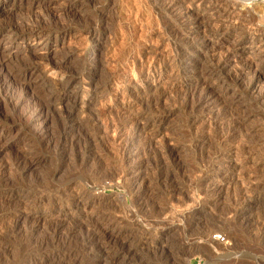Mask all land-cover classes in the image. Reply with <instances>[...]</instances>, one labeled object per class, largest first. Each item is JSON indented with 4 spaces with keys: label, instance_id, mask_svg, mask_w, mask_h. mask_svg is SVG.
Returning <instances> with one entry per match:
<instances>
[{
    "label": "rangeland",
    "instance_id": "rangeland-1",
    "mask_svg": "<svg viewBox=\"0 0 264 264\" xmlns=\"http://www.w3.org/2000/svg\"><path fill=\"white\" fill-rule=\"evenodd\" d=\"M82 1L0 4V264H264V0H91L87 9ZM177 11L181 16L172 18ZM48 16L67 25L71 39L51 32L48 42L21 40L38 17ZM86 25L96 27L99 42L86 41ZM185 32L218 39L235 56L242 78L258 72L254 87L246 79L224 95L231 117L241 120L230 147L204 132L207 112L179 104L209 71L207 52L185 53L182 74L171 80L152 77L147 68L136 80L123 75L127 54L148 57L159 48L157 38ZM253 41L262 47L261 58L246 65L240 58ZM62 58L100 89L91 99L84 96L82 107L54 105L60 96L73 100L89 91L85 84L64 90L45 77L50 59ZM116 72L120 77L108 79ZM158 86L168 112L163 127L140 139L139 156L126 165L132 173L121 178L118 156L96 127L152 117L155 100L145 98ZM124 91L134 97L123 102ZM63 135L68 142L61 152L54 144ZM163 138L173 152L159 145Z\"/></svg>",
    "mask_w": 264,
    "mask_h": 264
},
{
    "label": "bare ground",
    "instance_id": "bare-ground-1",
    "mask_svg": "<svg viewBox=\"0 0 264 264\" xmlns=\"http://www.w3.org/2000/svg\"><path fill=\"white\" fill-rule=\"evenodd\" d=\"M90 1L91 0H85V1H82L80 4L79 3L78 4L81 5L83 8L87 9L91 5ZM153 1L156 2V4H157V2L161 1V0H153ZM195 2H196V0H195ZM203 2H204V0H203ZM6 3H7V0H0V4H4L5 5ZM179 14H181V13L178 12V11L174 15L169 13V15H173V16H171L172 18L173 17L174 18L177 17ZM186 14H184V15H186ZM189 15H191V14H189ZM179 16H181V15H179ZM37 19L38 20H36V22H34L35 25H32V27L29 29L30 32L25 34V35L22 34L21 40L25 41V43H28V42H31V43H42V41L48 42L47 37L50 36L51 32H55V33H57V35L62 36V39L65 40V41H66L65 38H69L70 37V30H69V28L66 27L67 25L66 26L55 25V23L52 22V20L54 19L52 16H48L45 21H42L43 19L41 17L40 18L38 17ZM180 19H181V17H180ZM195 19L197 20V18H195ZM181 20H183V19H181ZM43 22H46V23H43ZM191 22H193V21L191 20ZM181 25H182V27L186 26L185 24H181ZM190 25L192 27L194 25V23H192ZM190 25H188V27ZM86 26H88V25H86ZM94 27H89L87 29L88 32L85 31V32L88 33L87 34L88 36H86L87 37L86 38L87 42L88 41H94V42L97 43V42H99L101 40L100 35L95 34L94 31L91 30ZM192 29H196L198 31L200 28L194 26ZM224 30H225L226 33H224L223 35L226 34V36H227L229 30L227 31V28H225ZM185 33H187V34L186 35L184 34V36H182V35L180 36V34H181L180 33L178 36H176V35L175 36L168 35L167 37H163V38L159 37L160 40H159V38H157V40H156L157 43L156 44L158 45L160 43V45H158L156 47H159V48H157V49L155 48L156 50L151 51L150 54H148L149 55L148 57H147V55H146V53L144 51H139V52H134V53L132 52L130 54H127L128 56H126V57H127L128 61L130 62V64L128 65V67L123 69V70H125V72L123 71V73H124L123 75H127L126 71H128L130 73V75L134 76V78L136 80L139 77L140 73L145 68H147L148 70L151 71L152 77H159L160 79H164V78H168L169 79L170 78L169 80H171L172 78L174 79V77L179 76V75L182 74V68H181L182 67V57H183V55L185 53H191L192 55H194L196 53L195 49H198L200 51L203 50L204 52H207L206 56H208V60H209V63H208L209 71H207L208 73L204 72L203 74H200V75H202L201 76L202 78H199L197 81L195 80L196 82L194 81L195 83L192 84L191 88L188 87L189 90H186L187 93L186 94L184 93L185 94L184 96L181 95L182 99H181V101H179V104L182 105V107H184L185 109H189V111H191V113H195L197 111L200 112V110H204L205 112H207L208 117H206L207 114L205 113L206 120L208 119L207 123H206L205 119L203 118L204 122L206 123V124H204L205 125L204 132L206 134H208L209 137L212 140H216L218 143H220L219 147L220 146L230 147L228 145H231V142H232V140H233V138L235 136V133L237 132V130H238L239 126H240L239 122L241 120L239 122H237L238 120L236 121V119L234 120L231 117L232 113L230 114L229 111L227 110L230 107L228 108L227 106L224 105L226 102L223 103V101L226 100V98H225L226 96L224 97V95L228 92L229 88H231V87H233L234 90L237 89V88H242V86L246 85V83L244 84V81L246 79H248V78L246 76L243 77V78L240 76V74L238 73V69L236 67L237 66L236 63H233V62H235L234 61L235 56H233V54H231L229 52V49L222 50L223 47L221 48L219 46V40L218 39L213 38L212 36H207L205 33H204V35H201V38H198L199 35H196V36L193 35L194 38L192 39V37H193L192 34H190L188 32H185ZM69 39H71V38H69ZM12 41L13 40H10V41H8V43H11ZM182 43L184 44L183 47H181ZM259 44L257 42H255V41H253L248 48L245 47L246 49L242 52L240 60L241 59L244 60L246 65H253L255 63V61H257L258 59L261 58V49H262V47ZM162 45H164L167 48L166 49V50H168L167 52L164 53L161 50V47H163ZM76 47L74 46V49L71 48L72 50H74L75 53H76V49H78ZM72 53H73V51H72ZM199 53H201V52H199ZM148 60L150 62H148ZM169 61L172 62V64H168ZM240 62H242V61H240ZM67 63H68V59L67 58H62L61 60H56V61L53 60V59L52 60L50 59V61L45 65V69H44V71L46 72L45 73L46 74L45 77H47L49 79V81H51V82L55 81L56 84L59 85L62 89H64L65 86H70V85H73V84L74 85L85 84L87 87H89V91L85 95L75 96V99H73V100L69 99V97L62 98L60 96V98H56V100H53L54 101V105L60 104L61 105L60 108L62 109V106L65 103H69L70 102L72 108L78 106V104H80L79 107H82V105L85 103V100H86V99H84V96L85 97L88 96V98L91 99L95 95H97L96 92L98 90H100V89H98L97 82H96V80L94 78L88 77V76H82L81 74H79L80 72L78 73L76 71L69 70L67 68V65H66ZM117 72L113 73V74L111 73L112 75H108V79L112 80V79L118 77L119 76L118 73H121L122 71L118 72V73ZM256 72H257L256 70H254V71L252 70V72H251L252 77H250L251 78L250 80L248 79L249 80L248 84H250L251 87H254L255 84L259 83V81L256 80L257 79ZM14 77H13V81L15 82V78L16 77L15 78ZM44 79L45 78H43L42 80L44 81ZM16 81H17V79H16ZM20 81H21V79H20ZM19 82H15V83H19ZM137 83L140 84V85H145V81H143L141 79H139L137 81ZM158 87H159V89L157 87H156V89L154 88V90L152 91L153 93L151 92L152 94L146 92L148 95L146 96L147 98H145V99H148L151 102L153 100V103H154V100H155V105L154 106L152 105L153 107L150 108L151 109V113H153L152 117L150 116L151 118L150 117H148L146 119L143 118L144 120H142L139 117L138 118H132V119H122L121 125L112 124V123H107V124H105V123L102 124L101 123L102 124L101 125L102 128H101L100 125H98L100 127H96V128H99V130L102 129L104 138L107 141H109L111 143V145L113 146V148H114V153H115L114 155L117 154L116 157L118 156V158H116V159H119V162H120V169L119 170H120V174L122 176L121 178L127 177L128 175H130L132 173L133 168H130V169L127 168L128 167V162L133 161L134 158L139 156V154H140L139 153L140 152L139 151V149H140L139 146L141 144L140 139L145 138V137H149L150 138V136L151 137L152 136L155 137L156 135H158L160 133V131H161L162 127H163V124L165 122L166 115H167L168 112H166V110H165L166 108L163 109L162 108L163 106H161V104H163L165 102V100H166L165 99V94H164L165 90L162 91L160 89L161 87L160 86H158ZM172 88H175V86H173ZM181 88H182V86H181ZM257 88H259V86ZM22 90H24V89L22 88ZM29 90H30V88H29ZM170 90H172V89H170ZM256 90H258V89H256ZM23 92H25V91H23ZM235 92H236V90H235ZM123 93H124L123 100H122L123 102L124 101H128L129 99L131 100L134 97L133 94H131V93L127 92V91H124ZM256 93L257 92H255V94H254L255 96H253L254 98L253 97L252 98L255 101H259V99L261 97L260 96L261 94L259 93L260 95L259 94L256 95ZM142 95L145 96V94H142ZM263 95H264V93H263ZM28 96H31V95H28ZM144 96H143V98H144ZM37 97H38L37 95L33 96V100L31 102V104L34 105L36 103L35 101H37V99L39 98V97L38 98ZM178 98H179V96H178ZM145 99H144V102H145ZM27 100H28V98H27ZM148 100H146V101H148ZM173 100H178V99L175 98ZM29 101H30V98H29ZM29 101H27V102H29ZM48 101L49 102H53L51 99L48 100ZM39 102H40V100H39ZM176 103H177V101H176ZM244 103H245V101H244ZM44 104H46V103H44ZM48 104L46 105V107L50 105V104L49 105ZM148 104H150V103H148ZM173 104L174 103H172V105ZM29 105H30V102H29ZM166 107L168 108V106H166ZM39 108H40V106H39ZM184 108H182V109H184ZM147 109L149 110V107H147ZM169 110H167V111H169ZM170 111H169V113H170ZM151 113H148V115L151 114ZM198 119H194L195 121L192 119L191 121H193V123L195 124L196 122H198ZM201 123H202V121H201ZM128 126L129 127L131 126V127L128 130V132L125 133L123 131V129L127 128ZM64 135H63V137H64ZM60 137L61 138H59L57 143L54 144V145H55L56 150H60L61 152L62 151L64 152L66 150V148H67V146H66L67 144L66 143L68 142V140H67V137H64V138H62V136H60ZM206 138H208V137H206ZM207 140H209V139H207ZM161 142L162 143H159V145L161 147L165 148L166 150L168 149L170 152L174 151V148L170 146V144L167 142L166 139L163 138V141H161ZM225 147H222V148H225ZM108 151H110V150L108 149ZM87 153H89V152H87ZM219 154H220V152H219ZM216 156H217V154H216ZM82 158L85 159L83 156H82ZM216 159H217V157H216ZM81 160H80V162H81ZM217 161H218V159H217ZM86 164H87V162H86ZM126 165H127V167H126ZM115 174H117V173H115ZM112 176H114V175H112ZM116 177H117V175H116ZM80 199H81V197H80Z\"/></svg>",
    "mask_w": 264,
    "mask_h": 264
}]
</instances>
